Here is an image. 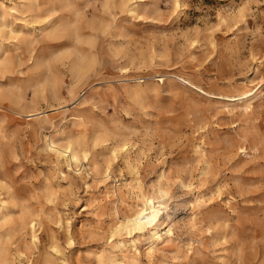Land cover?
Masks as SVG:
<instances>
[{
	"label": "rangeland",
	"instance_id": "374dc122",
	"mask_svg": "<svg viewBox=\"0 0 264 264\" xmlns=\"http://www.w3.org/2000/svg\"><path fill=\"white\" fill-rule=\"evenodd\" d=\"M0 246L264 264V0H0Z\"/></svg>",
	"mask_w": 264,
	"mask_h": 264
},
{
	"label": "bare ground",
	"instance_id": "6f19581e",
	"mask_svg": "<svg viewBox=\"0 0 264 264\" xmlns=\"http://www.w3.org/2000/svg\"><path fill=\"white\" fill-rule=\"evenodd\" d=\"M68 153H69V156H70L71 159L75 157L73 155V153H71V152H68ZM6 217H9V216H6ZM127 221H128V223L132 224L135 228H140V225L143 224V223H145L144 218H143V214L140 213V212H133L131 215H129L127 217ZM5 222H7V221H5ZM0 247H2V246H0ZM0 249L2 250V248H0ZM1 250H0V252H2Z\"/></svg>",
	"mask_w": 264,
	"mask_h": 264
}]
</instances>
